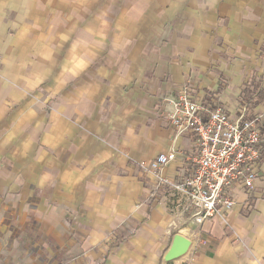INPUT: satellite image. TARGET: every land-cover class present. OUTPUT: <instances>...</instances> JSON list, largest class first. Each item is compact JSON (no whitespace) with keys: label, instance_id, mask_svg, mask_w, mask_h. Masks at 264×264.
Segmentation results:
<instances>
[{"label":"crops","instance_id":"1","mask_svg":"<svg viewBox=\"0 0 264 264\" xmlns=\"http://www.w3.org/2000/svg\"><path fill=\"white\" fill-rule=\"evenodd\" d=\"M252 81L264 0H0V264H264V160L200 227L158 177L194 168L166 118L179 93L234 108ZM177 235L193 247L167 262Z\"/></svg>","mask_w":264,"mask_h":264},{"label":"built area","instance_id":"2","mask_svg":"<svg viewBox=\"0 0 264 264\" xmlns=\"http://www.w3.org/2000/svg\"><path fill=\"white\" fill-rule=\"evenodd\" d=\"M171 105L174 110L166 118L176 137H195L194 168L178 183L158 176L176 159L178 152L171 150L139 164V170L144 175H157L162 186L170 187L176 197L186 202V210L194 209L190 222L200 227L231 211L237 194L244 192L248 200L256 189L264 160V104L250 108L239 97L234 108H229L218 101V95L209 101L195 97L188 85ZM194 240L196 245L204 241L200 233ZM192 245L191 241L190 250Z\"/></svg>","mask_w":264,"mask_h":264},{"label":"trees","instance_id":"3","mask_svg":"<svg viewBox=\"0 0 264 264\" xmlns=\"http://www.w3.org/2000/svg\"><path fill=\"white\" fill-rule=\"evenodd\" d=\"M243 100L250 108H255L262 104L264 102V89H261L260 83L252 81L243 91ZM134 234L135 233H133V235ZM118 246L119 245H117V247Z\"/></svg>","mask_w":264,"mask_h":264},{"label":"water","instance_id":"4","mask_svg":"<svg viewBox=\"0 0 264 264\" xmlns=\"http://www.w3.org/2000/svg\"><path fill=\"white\" fill-rule=\"evenodd\" d=\"M191 247V241L181 235H177L174 238L173 246L169 253L166 255L165 260L172 262L183 256H185Z\"/></svg>","mask_w":264,"mask_h":264}]
</instances>
